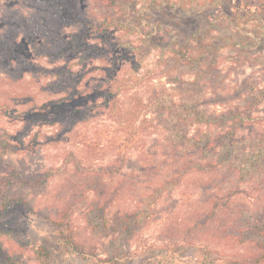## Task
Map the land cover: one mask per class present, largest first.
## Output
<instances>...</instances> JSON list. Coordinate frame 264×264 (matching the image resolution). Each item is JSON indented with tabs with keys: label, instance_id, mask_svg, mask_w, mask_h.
<instances>
[{
	"label": "trees",
	"instance_id": "16d2710c",
	"mask_svg": "<svg viewBox=\"0 0 264 264\" xmlns=\"http://www.w3.org/2000/svg\"><path fill=\"white\" fill-rule=\"evenodd\" d=\"M263 75L264 0H0V212L264 249Z\"/></svg>",
	"mask_w": 264,
	"mask_h": 264
},
{
	"label": "rangeland",
	"instance_id": "374dc122",
	"mask_svg": "<svg viewBox=\"0 0 264 264\" xmlns=\"http://www.w3.org/2000/svg\"><path fill=\"white\" fill-rule=\"evenodd\" d=\"M243 22L246 24L241 22L238 26L240 36L246 34L252 38V27L255 23L248 19ZM224 53L231 58H237L232 54V50L225 49ZM230 69L233 74L237 73L239 79L259 74L257 68H248L242 62L234 64ZM229 79L232 80L233 76H229ZM228 85L232 87L231 81H228ZM1 159L4 165L19 171L26 164L33 169L52 162L51 156L45 160L33 157L25 161L21 160L20 156L13 155ZM55 159L53 157V160ZM56 189L58 188L53 187L50 193L55 194ZM76 218L75 243L83 249L66 248L58 239L57 227L30 214L22 207L9 214L0 212V264H264V249H258L251 242L220 244L211 240L209 244L212 249H195L178 245L177 236L173 244H166L165 239H171L175 225H169L165 229L147 228L130 238L119 237L114 232L103 237L92 236V231L85 228L86 222L79 215ZM165 224L166 222L163 223ZM195 242L203 243L205 240L196 238ZM8 246H13L14 249H6ZM168 246L172 249H167Z\"/></svg>",
	"mask_w": 264,
	"mask_h": 264
}]
</instances>
